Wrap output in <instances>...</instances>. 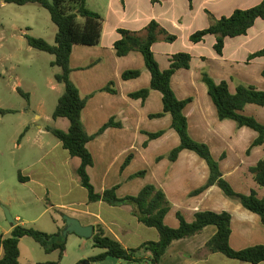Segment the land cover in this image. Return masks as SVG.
Wrapping results in <instances>:
<instances>
[{"label": "crops", "instance_id": "1", "mask_svg": "<svg viewBox=\"0 0 264 264\" xmlns=\"http://www.w3.org/2000/svg\"><path fill=\"white\" fill-rule=\"evenodd\" d=\"M261 2L87 0L88 8L103 18L102 35L97 46H74L70 58L71 80L83 97L92 95L82 112L88 134H96L111 119L121 124V127L106 129L88 144L94 160L89 174L97 192L102 193L117 185V196L124 198L136 196L145 186L153 185L162 190L170 202L171 209L165 217V224L169 227H179L178 214L191 223L199 212H228L232 216L229 239L232 249L241 251L264 246V224L257 214L227 198L218 186L193 195L209 178L207 163L188 150L182 151L175 162L169 161L166 156L180 144V138L172 129L171 115L152 117L163 111L162 94L152 90L145 101L132 99L129 96L131 93L150 87L151 74L145 67L141 53L131 52L119 57L114 49L115 42L120 39L119 29L142 31L152 20L176 36L173 43L160 38L152 46V51L162 71L169 69L171 57L175 54L184 52L192 57L190 68L177 71L171 79L176 97L179 100L191 99L184 110L190 136L209 146L213 158L219 162L224 179L235 192L250 194L255 191L262 199L264 189L256 183L250 169L264 160V143L252 147L258 138L255 130L239 127L232 120L219 119L201 74L205 71L217 84L226 82L233 95L241 86L264 92V55L251 58L264 50V20L257 19L246 35L227 38L222 54L215 51L216 37L213 35L206 36L204 41L196 44L190 40L193 33L210 26V15L217 19L228 17L236 10L250 9ZM129 70H140V77L124 80L122 75ZM110 83L114 84L115 94L102 91ZM241 113L264 126V106L247 104ZM160 131H164L161 137L149 139L147 134ZM46 132L47 128L46 131L39 130V134ZM59 145L63 147L61 143ZM65 151L64 160L58 162V144L54 145L31 164L27 173L21 175L23 180H19L30 196L48 205L45 212L53 215L50 221L43 223V227L36 226L37 230L48 234L58 233L66 226L63 220L66 215L78 219L83 226H102L126 249L159 240L158 231L140 222L131 206H112L104 201L89 202L88 192L77 176L81 162L68 168L74 158ZM131 155L130 164L122 170L124 162ZM159 157L163 158L158 160ZM59 166L65 167L64 176L70 180H62L63 173L58 172ZM141 171H146V174L134 177ZM47 196L50 198L48 202ZM55 209L59 210L58 213L52 212ZM14 221L15 226L25 227L28 222L20 215ZM37 221H34L35 224ZM15 226H3L0 235L10 237ZM216 233L217 227L211 225L193 237L174 241L162 257L161 264H251L229 259L220 253H209L206 244ZM66 240L65 255L59 264H124L113 257L91 263L89 258L103 252L94 247L92 238L69 234ZM33 241L28 237L20 240L19 264H51L58 261V252L48 254ZM3 255L1 250L0 259Z\"/></svg>", "mask_w": 264, "mask_h": 264}, {"label": "trees", "instance_id": "2", "mask_svg": "<svg viewBox=\"0 0 264 264\" xmlns=\"http://www.w3.org/2000/svg\"><path fill=\"white\" fill-rule=\"evenodd\" d=\"M7 4L25 5L28 3L37 4L50 13L53 23L57 26L55 45H50L43 39L27 36V43L33 49L46 52L55 56L52 63L61 69L55 76L58 83L64 85V93L59 98L58 105L54 111V119L65 118L69 121L68 131L48 127L50 132L68 151L72 158H79L81 164L77 169V176L82 187L88 192L89 202L104 201L112 206L129 205L139 221L145 226L155 228L159 233L157 242H147L135 249H126L117 239L109 235L100 225L95 228L92 242L95 248L103 252L89 258L91 263L103 261L113 257L124 262V264H161L169 246L177 240L193 237L201 233L208 226H216L217 233L206 244L209 253H220L229 259L241 262L260 264L264 262V246H254L241 251L232 249L229 243L231 235L232 216L228 212L204 211L195 215L194 221L187 222L181 214H178L179 227L171 228L165 224V217L171 209L170 202L164 192L153 185L145 186L138 195L119 198L116 194L118 186H114L102 193L97 192L93 184L89 169L94 166L93 156L88 149L90 141L99 137L110 127H121L111 119L96 134L87 133L82 112L86 107L90 96L83 97L78 87L71 80L72 68L70 58L75 45L97 46L102 35V16L88 8L87 0H3ZM192 2V0H189ZM157 2V0H152ZM257 19L264 20V0L258 5L246 10H236L231 16L220 19L210 15V26L197 31L190 36L192 43L204 41L208 35L216 37L215 51L222 54L225 40L246 35L248 30L255 24ZM120 39L114 44L117 56L124 57L131 52L142 54L146 69L151 74L149 88L131 93L132 99L145 101L152 90L162 94L163 111L153 115V118H160L165 115L172 117V129L180 138V144L171 150L166 156L170 162H175L180 153L184 150L192 151L203 159L209 168V178L206 184L193 192L198 195L211 186H218L224 195L239 202L247 210L257 214L264 224V198H259L255 191L250 194H241L234 191L230 183L224 179L220 165L212 156L208 145L195 141L188 131V120L184 110L191 102V99L179 100L171 86V79L181 69H189L192 57L188 53L180 52L171 57L170 67L162 71L152 51V46L163 38L166 42L173 43L176 36L168 33L156 20H152L142 31L134 32L119 29ZM264 55V50L254 54L251 58ZM140 70H129L123 73L124 80H131L140 77ZM264 76V72H263ZM201 80L208 89L218 113L220 120H232L239 127H249L258 133V138L253 142L252 147L264 143V126L251 117L244 116L241 112L247 104L264 106V92H259L252 87L241 86L235 95L231 94L226 82L217 84L205 71L201 74ZM114 84L110 83L102 89L104 92L116 93ZM20 91V90H19ZM28 97V94H27ZM2 112V110H0ZM164 134V131L147 134L150 140L157 139ZM147 146V142L144 144ZM129 156L122 166L124 170L131 162ZM163 157H159L162 159ZM256 183L264 189V160H261L255 167L250 169ZM146 171H141L134 177H142ZM23 180L22 176H19ZM59 230L56 234H48L34 228L17 225L14 227L10 237L0 235V251L4 255L0 264H19L20 240L28 237L38 243L46 253L58 252V261L51 264H59L65 255L66 238Z\"/></svg>", "mask_w": 264, "mask_h": 264}, {"label": "rangeland", "instance_id": "3", "mask_svg": "<svg viewBox=\"0 0 264 264\" xmlns=\"http://www.w3.org/2000/svg\"><path fill=\"white\" fill-rule=\"evenodd\" d=\"M2 2L0 0V234L2 227L9 224L6 209L13 219L20 215L28 221L27 228L43 227L44 222L50 221L52 213L45 212L48 205L30 196L19 183V176L25 175L28 167L54 145L58 144V162L63 161L66 151L60 147V142L50 132L39 134V130L53 127L65 131L70 125L65 118L53 117L64 93V85L55 79L61 72L52 65L55 56L33 49L27 43L30 36L55 45L58 29L50 13L33 3L2 5ZM80 162L79 158H74L68 168ZM60 171L62 180H70L64 176L65 167L59 166ZM73 178L77 179L75 175ZM49 200L47 196V202Z\"/></svg>", "mask_w": 264, "mask_h": 264}, {"label": "water", "instance_id": "4", "mask_svg": "<svg viewBox=\"0 0 264 264\" xmlns=\"http://www.w3.org/2000/svg\"><path fill=\"white\" fill-rule=\"evenodd\" d=\"M6 218L11 226H15V221L12 218L10 212L5 210ZM63 220L65 221V228L62 232L64 238H67L69 234H76L85 239H91L95 233V228L93 226H83L81 222L69 216H64ZM88 264V262H85Z\"/></svg>", "mask_w": 264, "mask_h": 264}]
</instances>
